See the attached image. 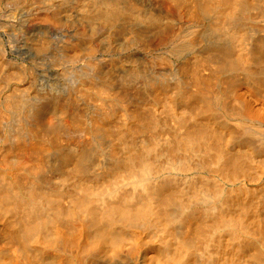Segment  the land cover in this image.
Here are the masks:
<instances>
[{
    "label": "rangeland",
    "instance_id": "374dc122",
    "mask_svg": "<svg viewBox=\"0 0 264 264\" xmlns=\"http://www.w3.org/2000/svg\"><path fill=\"white\" fill-rule=\"evenodd\" d=\"M98 1L0 0V160L13 156L18 144V153L33 160L23 169L0 163V186H9L18 198L39 191L42 199L72 209L69 195L78 191L76 186L102 187L122 157L133 155L137 162L142 158L162 165L173 148L176 154L182 151L179 156L185 164L165 168L156 180L168 184L169 195L175 194L169 213L172 222L167 227L155 218L156 225L138 224V228L117 223L112 234L123 245L116 250L100 246L88 258L73 254L75 261L70 262L47 249L56 228L51 223L54 211L43 213L45 226L39 238L26 241L17 235L15 214L4 210L0 264H12L15 258L18 264L60 260L63 264H250L251 256L262 249L252 228L264 221V0H237L227 18L204 0L176 1L177 5L172 0H119L129 13L119 6L115 18L106 13L113 19L105 18L101 7L105 0L100 5ZM125 1L131 2L129 7ZM166 30L174 39L155 45ZM190 38L194 48L186 46ZM245 54H251L246 66L240 60ZM195 86L205 94L195 106L207 107L210 102L212 109L202 122L185 110V93ZM115 92L127 93L131 106H115ZM20 100L27 105L25 110ZM13 101L21 110L7 106ZM109 112L113 115L102 122ZM241 120L256 130L243 128ZM37 121L45 124V132H53L35 129L40 134L32 136L36 142L24 130ZM139 122L151 132L134 134ZM203 125L218 131L225 143L228 140L226 158L238 159L242 174L227 176L222 172L225 161L215 152L200 142L188 144L186 133ZM117 136L122 140L118 154L113 152ZM37 153L40 161L34 162ZM67 174L72 177L65 180ZM23 176L26 184L18 190L13 183ZM120 190L126 194L131 187L126 183ZM189 213L197 215V232L202 224L217 220L239 221L240 226L236 224V233L224 229L215 236L222 244L214 248L213 242V255L206 261L201 253L179 244L186 232L180 217ZM75 214L66 217L67 223L82 227L75 239L96 243L90 219L81 211ZM19 243L29 262L17 252ZM260 254L264 259V249Z\"/></svg>",
    "mask_w": 264,
    "mask_h": 264
},
{
    "label": "bare ground",
    "instance_id": "6f19581e",
    "mask_svg": "<svg viewBox=\"0 0 264 264\" xmlns=\"http://www.w3.org/2000/svg\"><path fill=\"white\" fill-rule=\"evenodd\" d=\"M95 1L97 2V0H94V1L92 0V2H95ZM101 1L100 2L98 1L99 5ZM117 1L119 0H105L103 3H101L102 4L101 7H103L104 11L101 10V8L97 5L98 3L97 4L95 3V5H97L100 8L99 9L100 12L106 11L105 14L107 13L108 15L109 14L113 15L116 12H118L117 9L119 8V6L123 8V11H124L123 13H126L129 11V10L125 11L124 9L125 7H123L125 5L124 4L120 5V2L118 3ZM126 1H129V0H126ZM172 1H175L176 3V1L184 2L185 0H172ZM204 1H206V4L208 5L209 8H215L217 9V11L220 12L221 15L223 14L224 16L227 15L225 16L226 18L231 15V10L236 8V3H237V0H204ZM121 2H123V0H121ZM186 2H188V0H186ZM128 3L129 4H127L126 2L127 6L129 7L131 2H128ZM85 4H88V3H85ZM132 8L130 6L129 9L131 10ZM119 11H121L122 13V10H119ZM132 11L135 12L136 9L135 11L134 10ZM106 15H105V18L110 17V16L108 17V15L106 17ZM113 16L110 17V19L111 18L113 19ZM115 17L116 16H114V18ZM173 39H174V35L172 31L166 30L159 37V40L157 43H155V45L156 44L165 45V43L171 42ZM192 39L191 38L189 39L186 46H189V47L194 46L195 40H192ZM250 55L245 54L244 56H241L240 60L242 61L243 64H245L244 66H246V64L250 61L251 59ZM127 93L129 94V92ZM127 93L119 92V94L117 93L116 95V92H115L114 93L115 96H113L114 98H112L114 105L117 107L119 106L121 108H126L127 106H131L129 105L130 102H128L130 100L128 99L130 94L128 95ZM204 95L205 94L202 92L199 86L198 87L195 86L193 90L190 89V91L185 93V97H186L185 110H187L192 115H194L198 122H202L206 118V116L210 114L209 111L210 110L212 111V109H210V105H211L210 102H208V105L209 104L210 105L209 106L207 105V107L204 106L202 108H198L195 106V101L198 99L202 101L203 97H205ZM6 100H9V99H6ZM10 101H12V98ZM17 102L18 101L16 102L13 101L11 105L8 103L9 105L7 106H11V109L13 108V109L21 110L20 105H19L20 103L18 104ZM25 102L27 103V101ZM21 105H22V102H21ZM23 105L21 106L22 108L24 107ZM6 107L5 109L10 108V107L6 108ZM133 108L135 109L136 107L133 106ZM24 110H25V107H24ZM112 115H113V112H109L105 114L104 116H102L101 121L103 122L104 120H107V118L111 117ZM37 118H40V117L37 116ZM139 123H142V124L141 125L138 124V128L133 130L134 134L136 135L141 134L144 130L147 132H151V130L148 127H146V125L143 122H139ZM40 125L41 123L37 121L36 126L35 124L32 127H28V125L25 126L24 134L26 133L27 137L32 138V139L29 138L30 140L37 142L36 137H39L40 134L38 135L37 133H35L36 132L35 129H37L39 132L40 130L41 131L43 130L44 131V132L42 131L43 134L44 133L50 134L53 132V130H46L47 132H45L44 130L45 124L41 125L42 127ZM239 125L242 126L243 128H247L251 130L252 132L256 130L253 126L244 125L242 120L239 122ZM99 128H101V126H98V129ZM101 129H103V127ZM104 131L106 132V134L110 135V132L108 130H104ZM36 134L37 136L35 138L32 137V136H35ZM52 135L55 138L57 136L56 133L55 134L53 133ZM230 137L232 136L230 135ZM51 139L56 141L54 138H51ZM186 139L188 140V144H192L194 142H200L202 146H204V149L209 150L211 152H215V157L217 159L224 160L225 163H224L222 172L226 174L227 176L233 177L241 173L240 172L242 171L240 169L241 164H239L238 159H235V160L233 159L230 162L227 160L226 146L228 144L227 143L228 140L226 139L227 142L225 143L223 139H221L220 135L218 134V131L211 129L206 125H203L201 126L200 129L195 128L193 130H189L186 133ZM36 142L34 143L36 144ZM86 144H89V142H86ZM121 144H122V140L118 136L115 137V145L113 148L114 153L118 154L117 147L121 146ZM16 146L18 147L16 148ZM16 146L13 151V156H11L10 158L3 157V159L0 160L1 161L0 163L3 164L5 167H11V166L12 167H22L23 169L24 167H26V165H28V162H31L33 160H31L30 157L25 154L18 153V148L20 146L19 144ZM180 152L182 151L178 150L176 154L174 153L173 148H170V150L166 153L167 159L162 165L158 164L155 160H143L142 158H140V160L137 162L136 158L133 155L122 157L119 161V165L115 169H113L112 173L108 176L109 182L108 183L104 182V185L102 187L98 189L96 188L87 189L85 186H82L81 184L76 186L78 191L75 192L74 194L69 195V197H71L74 202V206L72 209L62 208L60 206V201L58 203V202H53L50 200L46 201L45 199H42L39 191L32 192L34 193L32 194V197L29 196L27 198H18L15 195V193H13L12 189L9 186H7L6 188L0 186V211L5 210L12 214H15V218H16L15 227L18 229L16 230L17 235L19 237V233H20L25 238L26 237L39 238V235L41 231H43L42 229L45 226V220L43 218V213L45 211H54L56 215L54 218L51 219V221L52 220L53 221L52 222L50 221V222L52 224H55L56 228H54L55 231L52 234L53 235L52 240L48 242L47 249L50 248L54 252L59 253L61 257L62 256H64V258L67 257L68 259H70V262L75 261L73 254H75L76 256L79 255L80 257H83V258L84 256H86V258H88L89 254H92L94 249L98 250L100 246L103 249H108V247H110L116 250L121 245H123L122 244L123 242L121 243L122 239L112 234V227L117 223H120L123 226H132L131 228H138L137 227L138 224L140 226L141 224L143 225L145 223L149 226L156 225L157 222L155 218H157L162 223H167V227H170L168 225L172 222L171 221L172 216L169 213L171 211L172 206H174L173 202L175 201V199L173 198V196L175 194L169 195L170 192L168 190L169 189L168 184L158 183L156 180L159 178V174L162 173V170H164L165 168L170 170V169H175L176 167L180 168L181 166L185 164L184 159L180 157L181 156ZM40 156L41 155L37 153V155L34 158L35 159L34 162L40 161ZM244 158H242L241 160H243ZM245 166L247 165L245 164ZM245 169L247 168L245 167ZM78 172L79 171L77 169L73 170V174L75 176H78L79 174ZM70 177H72V175L69 174L68 176L67 174L63 178L67 180ZM24 181H26V178L23 176V179H21L20 181L14 182L13 186L17 188L18 190H20V188L21 187L24 188V185L26 184L24 183ZM126 183H129L131 190L130 192L124 194L123 192H121L120 188L123 184H126ZM214 198H218V197H214ZM220 202L221 201H219V203H217L216 205L218 206ZM217 206H212V209H215ZM208 210L211 211V208L207 209L206 213L209 212ZM78 211L85 213L88 219H90L89 221L91 223L92 228L95 227L94 229H96L95 231L98 235V238H97L98 240L96 243L94 240H92L90 243L84 244V242L78 239L77 241L75 239L76 237L75 235L77 234V232L81 231L80 229L82 227L80 226H83V225H80L79 226L80 228H77L75 223L73 222L67 223L66 217L73 218L74 216H76L75 213H77ZM196 219H197V215H195L194 213L184 214L183 216L180 217V220L185 225L186 232L184 233L183 236L179 238V244L181 245V247L187 248L188 250H195L198 253H201L202 255L201 257H205V260L207 261L213 255V251L211 249L213 246V242H214V248L217 247L216 245L219 246L222 244V240H215V236L221 231H223L224 229H231L234 233H236V230L238 229V226L236 224H238L239 221L232 220L234 222H230L228 220H222V221L217 220L214 224H207L206 226H202L203 225L202 224L201 225L202 227L201 226L199 227V232H197L195 228ZM90 223H88V225H90ZM254 225L255 226L252 228V232L258 236V241L262 249H264V221L262 223L257 222ZM86 229L83 228L84 232L86 231ZM25 240L27 241L28 238H26ZM19 249L20 250L19 251L17 250V252L24 254L25 261L29 262V259L27 258V254L23 250V247L20 243H19ZM75 251L77 252L75 253ZM260 252H258V256L257 254L251 256L252 260L250 264H260V262L264 260V259L261 260V258L259 257V255L262 254V253L260 254ZM12 264H18L17 258L14 259ZM57 264H63V261L60 260ZM202 264H205V263H202Z\"/></svg>",
    "mask_w": 264,
    "mask_h": 264
}]
</instances>
